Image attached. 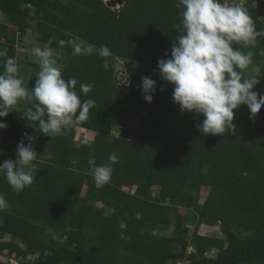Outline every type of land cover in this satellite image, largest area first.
<instances>
[{
  "label": "trees",
  "instance_id": "1",
  "mask_svg": "<svg viewBox=\"0 0 264 264\" xmlns=\"http://www.w3.org/2000/svg\"><path fill=\"white\" fill-rule=\"evenodd\" d=\"M118 1L114 9L105 0H0V50L18 66L19 58L27 62L18 45L31 30L41 47L61 52L62 77L78 81L81 100L95 101L87 120L54 137L24 117L27 99L5 118L0 163L16 159L25 133L39 157L31 168L36 179L23 191H13L0 173L8 204L0 209V264H264V106L254 121L242 106L236 131L201 133L196 125L203 117L181 114L173 86L158 72V60L170 58L183 9L176 0ZM243 1L264 30V2ZM77 43L107 45L111 56L73 55ZM233 47L251 50L257 63L264 59V37ZM6 59L0 57V74ZM28 68L18 75L31 89L39 63ZM243 75L250 77L247 69ZM144 76L157 83L151 104L139 87ZM256 78L255 90L264 95V72ZM81 83L94 85L87 96ZM81 130L90 137L78 138ZM112 153L119 161L98 189L93 170ZM202 227L218 228L221 237L201 234ZM121 231L131 239H120Z\"/></svg>",
  "mask_w": 264,
  "mask_h": 264
},
{
  "label": "clouds",
  "instance_id": "2",
  "mask_svg": "<svg viewBox=\"0 0 264 264\" xmlns=\"http://www.w3.org/2000/svg\"><path fill=\"white\" fill-rule=\"evenodd\" d=\"M110 2H114V6L122 3L118 0ZM175 6L183 9L181 22L175 25L179 35L173 39L170 58L158 60V72L165 86H173L172 100L180 107L181 114L194 113L203 117L196 127L204 135L236 131L235 115L242 106H247L249 119L254 121L264 106V95L255 90L259 79L244 78L243 75V70L252 63L254 53L241 51L233 45L255 46L257 38L264 37V30H257L246 9L236 0L231 4L228 0H176ZM33 51L38 57L40 70L34 88L29 89L18 75L16 59L8 56L7 49L0 50V57H7L4 72L0 74V118H7L22 100L27 99L32 103L24 117L38 122L43 135L54 137L87 120L95 101L81 100L76 91L78 81L62 77L52 49L45 46ZM92 54L108 58L111 51L107 45L82 46L81 43L73 49V55ZM103 67L108 69L107 59ZM128 83L127 79L126 85ZM93 86L81 83L80 92L87 96ZM139 87L145 101L153 103L156 81L144 76ZM7 127L6 123L0 122V130ZM38 157L33 137L25 133L18 142L16 159L0 163V173L13 191H23L34 182L36 176L31 165ZM118 161V154L112 153L106 163L94 168L93 180L98 189L109 183L114 171L112 166ZM7 206L5 197L0 195V209ZM135 218L141 219L142 214L135 213ZM119 228L126 229V221L122 220ZM119 236L122 240L131 239L124 231Z\"/></svg>",
  "mask_w": 264,
  "mask_h": 264
},
{
  "label": "rangeland",
  "instance_id": "3",
  "mask_svg": "<svg viewBox=\"0 0 264 264\" xmlns=\"http://www.w3.org/2000/svg\"><path fill=\"white\" fill-rule=\"evenodd\" d=\"M262 2H264V0H261ZM262 21L264 23V16L262 18ZM48 48H50L49 46H47ZM35 48H41L43 49L44 47H41V43H39V41L37 40V36L30 30L28 32V35L26 36L24 42H22L20 45H18V51H19V55L22 57L23 56H27L29 59L27 60H21L20 59V62H19V70H18V74L19 75H23L26 71L29 70L28 68V62L29 63H32V62H35V63H38V57H36L35 53H34V49ZM52 49V48H50ZM53 50V57L54 59H56L57 61V66L59 68H62V64L60 62V60L62 59V56H61V52L60 51H56L54 49ZM19 56V57H20ZM249 72V75L250 77L249 78H252V77H257L259 76L261 73L264 72V59L262 61H260L259 63L255 62L254 60H252V63L246 68ZM24 76H26V74H24ZM25 87L28 88V84H24ZM26 99H24L23 101H25ZM0 122H4L7 124V120L5 118H0ZM126 123L127 124H130V122H128L126 120ZM1 131V130H0ZM91 133L89 132H86V131H80L79 132V135H78V138H81L83 136H86L87 137H90ZM35 165H32V167H34ZM208 193V189H204L203 190V197H205ZM182 213L184 214H187L189 215L190 214V211L189 210H185V209H182L181 210ZM172 219L174 220V216L172 217ZM194 229V226L191 225V233ZM172 230V229H171ZM172 231H168L167 233L168 234H171ZM200 233L203 234V235H211V236H217V237H221V233L219 232V229H209V228H206V227H202L201 230H200ZM190 251H192V248L190 249Z\"/></svg>",
  "mask_w": 264,
  "mask_h": 264
},
{
  "label": "built area",
  "instance_id": "4",
  "mask_svg": "<svg viewBox=\"0 0 264 264\" xmlns=\"http://www.w3.org/2000/svg\"><path fill=\"white\" fill-rule=\"evenodd\" d=\"M106 3H110V0H106L105 1ZM231 4V3H230ZM243 8H244V1L242 0L241 1V3H239ZM122 5V3H118V5H116L115 7H114V9H118L120 6Z\"/></svg>",
  "mask_w": 264,
  "mask_h": 264
}]
</instances>
